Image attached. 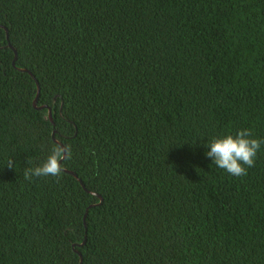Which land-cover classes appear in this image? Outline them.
<instances>
[{
	"label": "trees",
	"instance_id": "trees-1",
	"mask_svg": "<svg viewBox=\"0 0 264 264\" xmlns=\"http://www.w3.org/2000/svg\"><path fill=\"white\" fill-rule=\"evenodd\" d=\"M242 128L264 0H0V264H264V146L240 177L204 154Z\"/></svg>",
	"mask_w": 264,
	"mask_h": 264
},
{
	"label": "clouds",
	"instance_id": "clouds-1",
	"mask_svg": "<svg viewBox=\"0 0 264 264\" xmlns=\"http://www.w3.org/2000/svg\"><path fill=\"white\" fill-rule=\"evenodd\" d=\"M205 156L217 168L226 173L240 177L255 165L257 154L264 146V138L255 137L247 128L218 135L203 144ZM62 149L57 147L39 165L30 167L24 172L25 179L33 177L59 176L62 168ZM13 162L9 161L12 167Z\"/></svg>",
	"mask_w": 264,
	"mask_h": 264
},
{
	"label": "water",
	"instance_id": "water-1",
	"mask_svg": "<svg viewBox=\"0 0 264 264\" xmlns=\"http://www.w3.org/2000/svg\"><path fill=\"white\" fill-rule=\"evenodd\" d=\"M23 70H25V69H23ZM33 76V75H32ZM38 86V85H37ZM38 90H39V87H38ZM49 118L51 119V113H50V111H49ZM62 149H63V157L65 156V149H64V147L62 146ZM68 171V170H67ZM70 172V171H69ZM75 175V174H74ZM76 176V175H75ZM81 182V181H80ZM81 184L83 185V183L81 182ZM85 217V216H84Z\"/></svg>",
	"mask_w": 264,
	"mask_h": 264
}]
</instances>
